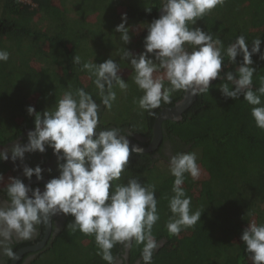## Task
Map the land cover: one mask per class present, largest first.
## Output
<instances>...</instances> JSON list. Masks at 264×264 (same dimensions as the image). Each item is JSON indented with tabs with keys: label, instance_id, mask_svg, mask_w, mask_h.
<instances>
[{
	"label": "trees",
	"instance_id": "1",
	"mask_svg": "<svg viewBox=\"0 0 264 264\" xmlns=\"http://www.w3.org/2000/svg\"><path fill=\"white\" fill-rule=\"evenodd\" d=\"M94 1H90L92 5L86 8L78 4V0H30V3L0 0V50L10 53L6 62H0V147L20 137L21 144L28 142L27 133L35 127L34 116L27 113L29 105L42 114L47 109L53 110L64 92L80 87L90 92L97 103L100 102L98 90L92 82L94 77L82 69V64L89 61L102 63V58L107 55L96 52L94 57L81 45V36H86L87 32L94 36H99L98 31L102 36H119L115 27L122 22L121 14L126 13V26L131 27L130 35L134 36L127 49L135 54L144 51L146 27L159 18L162 0ZM96 2L108 12L112 7V15L109 13L106 17L105 29L97 27L93 31L78 17L85 9L91 10ZM114 5L120 11L113 10ZM147 8H152L151 12ZM195 26L212 33L214 39L219 37L225 48L237 36L243 35L251 50V42L259 37L260 49L264 52V0H225L223 6L218 5L204 18L198 19ZM75 55L81 57L80 64L73 62ZM117 56L121 57L119 52ZM240 60L242 57L238 56L237 61ZM252 60V67L257 71L253 76L255 89L260 86V78L264 77V60L259 59V54H253ZM236 67L225 58L221 73L234 71ZM120 72L126 73L124 78L130 74L127 70ZM156 73V76L163 75L162 70ZM223 82L217 77L210 85L209 93L197 96L181 120L164 121L162 140L157 149L133 153L121 178L113 182L126 183L129 177L139 176L141 183L156 185L160 219L152 231L160 247L153 254L152 264H251L240 237L249 221L264 223V130L256 126L251 115L253 106L242 96L235 100L222 95L219 85ZM165 85L168 86L166 80ZM136 88L140 96V90ZM114 90L124 97L119 88ZM183 94V91L173 93L172 102L162 103L153 110L154 115L140 108L136 113V109L130 108V112L133 111L131 116L120 115L118 124L100 121L99 126L117 127L126 135L131 132L132 137L140 135L148 139L141 142L147 146L159 110L173 105ZM188 151L196 153L201 175L193 180L185 174L183 187L186 195L191 197V212L199 210L202 214L194 227L182 229L179 235H169L166 224L172 213L168 204L174 195L172 184L175 179L169 171V155ZM52 156V148L46 147L44 153L26 152L24 159L30 167L40 165L43 177L51 179L59 175L57 159L55 169L44 168ZM8 171L11 170L7 162L0 161V173L4 176ZM0 195L6 198L4 191H0ZM73 219L71 215L64 216L61 228L39 255L43 252L51 254L53 260L49 259L46 264H107L97 255L94 236L79 230L72 232L67 226ZM31 242L15 241L12 247L16 251ZM142 247L133 243L128 249L130 263L140 257L142 264ZM123 251L121 244L112 249L116 257ZM6 260L10 261L8 257Z\"/></svg>",
	"mask_w": 264,
	"mask_h": 264
},
{
	"label": "clouds",
	"instance_id": "2",
	"mask_svg": "<svg viewBox=\"0 0 264 264\" xmlns=\"http://www.w3.org/2000/svg\"><path fill=\"white\" fill-rule=\"evenodd\" d=\"M224 3L225 0H162L161 15L146 27L144 51L135 54L123 48L121 59L129 62L134 71L133 82L143 91L137 101L140 109L154 115L153 110L162 103H171L172 94L177 91L189 97L209 93L210 82L219 77L224 81L219 85L222 95L235 100L242 96L253 106L251 115L256 126L264 130V77L254 89L253 76L257 71L252 67L253 54L264 60L261 38L251 42V50L243 35L225 48L219 37L214 39L212 33L195 26L198 19ZM146 10L151 12L152 8ZM121 20L115 32L126 45L131 42L126 13L121 14ZM9 56L7 50H0V62H6ZM238 56L242 57L239 62ZM225 58L237 65L234 71L221 73ZM73 62L80 64L81 57L75 55ZM82 69L94 77L99 103L80 87L64 92L55 108L42 114L29 105L27 113L34 116L35 127L27 133L28 142H14L11 147L0 149V161L11 159L15 165L17 159L23 162L26 152L44 153L50 147L59 169V175L47 181L43 191L18 177L10 176L5 184L0 173V191L6 193V198L0 199V255L16 259L17 252L12 247L15 241L33 239L38 234L37 226L48 224L55 216L71 215L74 219L67 226L72 232L79 230L94 236L97 255L107 264H123L112 249L117 244L130 249L133 243L143 245L142 264H152L153 254L160 247L152 231L160 219L156 185L141 183L139 176L129 177L126 183H113L121 178L130 156L144 149L130 146L131 132L125 135L120 128L99 126L101 109L111 110L116 100L114 89L126 92L129 84L112 58L102 63L84 62ZM161 70L163 75H154ZM168 167L175 179L174 195L168 204L172 216L166 227L169 235H179L182 229L192 228L200 221L202 211L191 212V197L186 195L183 184L185 174L196 180L201 169L196 153L191 151L170 156ZM42 173L40 165L23 166V174L29 180L33 175L42 180ZM240 239L251 264H264V223L249 221Z\"/></svg>",
	"mask_w": 264,
	"mask_h": 264
},
{
	"label": "rangeland",
	"instance_id": "3",
	"mask_svg": "<svg viewBox=\"0 0 264 264\" xmlns=\"http://www.w3.org/2000/svg\"><path fill=\"white\" fill-rule=\"evenodd\" d=\"M21 1L30 3V0H21ZM90 1H94V0H78V4H81L83 7L89 8L92 5ZM99 3L100 2H96L95 4H93L91 10L85 9L83 15L78 17L81 22L85 23V25H90L93 31H95L97 27H99V29H103L104 27L105 29V27L107 26L106 17L108 16L109 13L110 15H112L111 14L112 7L108 6L109 7V12H108ZM110 4L112 6V3ZM113 10L117 12L120 11L117 5L113 6ZM70 15H74V14H70ZM97 33L99 36L91 35V32H87L86 36H81V40H80L81 45L85 47V49H89V53H92L94 57H96V52L103 55H107V58L104 57L102 58L103 62L109 58L116 60V62L118 63H120V61H123V64H119L120 71L127 70L129 71L127 73H130L127 76V78L123 77L126 75V73L121 74L122 78L125 79L126 82L129 84V88L127 89V91L123 92L124 97L122 96V93H118L116 100L113 102V106L111 110L104 109L100 118L101 123L105 121V122H114L115 124H118L121 120L120 115L125 114L126 116H131V113L133 111L130 112V108L133 110L136 109V113L138 112L139 106L137 101L143 95V91L139 89L140 90V96H139V92H137L138 89L136 88L137 85L133 82L132 79V77L134 76V71L132 70L131 65L127 60L121 59V57L117 56L118 52H119V56H122L123 48L127 49V46L128 45L130 46V43L126 45L123 44V42L120 40V37L115 36L114 34H110V35L103 34L102 36V33L100 31H98ZM133 38L134 36L131 37V41H133ZM103 46L105 47V49L102 48ZM157 74L158 73H154V75ZM125 106H128L129 108L126 107L125 109ZM0 149L2 148L0 147ZM10 176L13 177L11 171L10 172L8 171L6 175H4L5 184ZM0 187H3V185H0ZM49 259L53 260V258H51V254H48L47 252H43L39 255V257H37L34 260V264H46ZM56 261L60 262L61 259L60 260L57 259Z\"/></svg>",
	"mask_w": 264,
	"mask_h": 264
},
{
	"label": "water",
	"instance_id": "4",
	"mask_svg": "<svg viewBox=\"0 0 264 264\" xmlns=\"http://www.w3.org/2000/svg\"><path fill=\"white\" fill-rule=\"evenodd\" d=\"M161 15V10H158V16ZM215 80H212L210 82V85ZM197 96L195 97H189L187 93L184 92L183 96L174 102L173 105L163 107L159 110L157 113L153 127H152V137L150 142L147 146H144L140 143H138L133 137L129 136L128 139L130 140V146L131 145H138L144 149L142 153L152 152L157 149V147L160 145L162 140V123L166 120H172V121H178L182 119V114L193 104ZM99 131V130H96ZM124 134V133H123ZM126 135V134H125ZM50 179L43 177L42 180H37L36 177H32L31 180L28 179L26 182V185L31 186L32 184H43L45 185L47 181ZM44 236L43 238L33 244L25 245L21 248H19L17 252V258L14 260H11V264H17L20 257L24 255L27 252H34L37 250H40L46 245V242L48 241L51 233V220L48 224H44Z\"/></svg>",
	"mask_w": 264,
	"mask_h": 264
},
{
	"label": "flooded vegetation",
	"instance_id": "5",
	"mask_svg": "<svg viewBox=\"0 0 264 264\" xmlns=\"http://www.w3.org/2000/svg\"><path fill=\"white\" fill-rule=\"evenodd\" d=\"M133 138L140 144H141V142L144 143L148 140L147 138H144L140 135H133ZM21 140L22 139L20 137V138H18V140H14V141L10 142L9 144H7L6 146H1V148L11 147V145L14 142L20 143ZM9 156H10V153H9ZM56 159H57V157L53 154V156L44 164V168L55 169L56 165H54V164H55ZM6 162L10 167L12 175L14 177L20 178L26 184V182L28 181V178L25 177L23 174V166L27 165L30 167V165L25 161V159L23 160V162H21L19 159H17V161L15 162V165L13 164L11 159H9ZM33 177H35V175H33ZM31 187H33V188L39 187L41 189V191H43V189H44L43 184H32ZM3 198L4 197L0 195V199H3ZM64 216L65 215H58V216H55L51 219V233H50V237H49L48 241L61 228L63 221H64ZM37 227H38V234L33 239H30V241H32L31 244L40 241L44 236L45 225L43 224V225H39ZM23 241L24 240L16 241V242L20 243ZM26 241H28V240H26ZM48 241L46 242V245H44V247L42 249L34 251V252H27L24 255H22L20 257L19 261L17 262V264H30L31 262H33L37 258L39 253L42 252L46 248ZM21 247H23V246H20L19 248H21ZM19 248H17V250ZM117 259H118V262L122 261L123 264H140V257L136 258L132 263H130L129 258H128V249H124V251L120 254V256L117 257ZM11 260L12 259H10V261L8 262L6 260V256L0 255V264H11Z\"/></svg>",
	"mask_w": 264,
	"mask_h": 264
}]
</instances>
